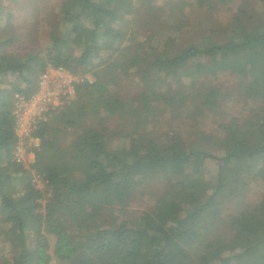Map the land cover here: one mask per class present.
Masks as SVG:
<instances>
[{
	"label": "trees",
	"instance_id": "trees-1",
	"mask_svg": "<svg viewBox=\"0 0 264 264\" xmlns=\"http://www.w3.org/2000/svg\"><path fill=\"white\" fill-rule=\"evenodd\" d=\"M156 1L151 15L165 10ZM187 1L167 3L165 13L174 18ZM192 1L210 13L236 5L225 39H182L186 15L141 35L134 0H59L47 47L5 56L17 38L0 40V264H264V195L226 210L237 176L264 182V0ZM47 68L93 82L77 83L75 100L37 127L30 168L44 196L32 173L12 162L13 110L15 95L37 93ZM224 74L235 75V90L214 83ZM113 79L141 88L136 105L111 90ZM236 99L253 106L240 126L222 136L198 132L197 146L185 141L183 119L214 118ZM165 114L176 126L156 134ZM207 162L219 165L222 195L221 186L200 185ZM151 182L163 187L149 212L129 214ZM108 211L125 220L101 224Z\"/></svg>",
	"mask_w": 264,
	"mask_h": 264
},
{
	"label": "rangeland",
	"instance_id": "rangeland-1",
	"mask_svg": "<svg viewBox=\"0 0 264 264\" xmlns=\"http://www.w3.org/2000/svg\"><path fill=\"white\" fill-rule=\"evenodd\" d=\"M60 2L59 0H0V10L4 13L3 19L0 21V40L9 36L17 38L14 41L13 46L6 49L5 56L10 54L20 56L28 51H38L47 47L49 45L50 27L57 18V9ZM152 2L153 0H134L136 14L138 15V25L135 30L141 35L145 33L157 34L160 30H165L167 24L169 27L176 25L177 21L182 18V16L186 15V24L182 31V39L195 41L204 35H211L215 40H223L225 39V31L236 12V5H233L227 8H221L216 13H210L207 12L205 8L197 7L194 2L190 0L181 7L183 11L181 10L182 12L173 18L170 14L165 13L166 10H168L166 5L168 3L169 6H173L177 4V0H157L156 6H162L165 10L164 12L163 10H160L161 12L159 14L155 13L154 15H151V12L154 10ZM251 2L253 1L251 0ZM147 18H149L150 21L145 22ZM209 29L211 30L210 32ZM6 62L7 58L2 61L3 64ZM235 78V75L224 74L218 76L214 83L222 88L235 90ZM90 79L92 80L91 77ZM110 87L111 90L117 92L118 97L124 100L126 104L131 102L136 105L138 94L142 91L141 88L135 85L132 81L125 79H113ZM189 102L190 101L185 102V106H187V116L190 117L194 111ZM251 108H253L251 103L245 104L243 100L236 99L231 103L225 104L214 118L213 116L205 115L199 117L197 120L194 119L190 121L189 118L183 119L184 127L181 130L183 132L182 135L185 138V141L190 145L197 146L198 132L207 135L212 134L222 136L224 135V131L228 130V128L240 126L244 121V117L242 116L246 115ZM159 110L161 111L160 107ZM157 120L160 124L156 129V134L167 132V130H170L173 125L176 126L166 114L161 117L158 116ZM113 122L121 124L123 128H128L129 130L137 129L135 126L133 128L131 125L129 126L127 118L121 119L120 117H114L112 123ZM220 154L221 153H219V155ZM60 158L62 161L67 160V156L65 155H61ZM33 163L34 158H30L26 167L22 168L24 170H29L33 175L34 170H31L30 168ZM218 166L219 165H214L211 162H207L203 165L204 179L201 181L202 183H200V185L206 192H213L221 186L219 192L222 195L227 184H223L222 187V182H218ZM32 182L45 196L47 189L42 178L33 175ZM162 187V183L151 182L147 190H140L142 194H138L130 203L127 209L128 213L135 214L137 212H149L155 201L154 197L159 195L162 191ZM232 191L233 192H231L232 194L230 193L229 201L226 206L227 212H231L236 208L238 198L242 199L243 197L245 202L250 204L258 202L264 195V182L248 181L246 183L243 177L237 176ZM118 218L117 213L108 211L102 216L100 222L103 225L105 224L113 227L116 222L120 221V219L122 221L125 220V217ZM47 238L49 242V253L52 254L55 240L49 235H47ZM5 252L6 249L2 248L0 250V255ZM49 264L58 263L53 259Z\"/></svg>",
	"mask_w": 264,
	"mask_h": 264
},
{
	"label": "built area",
	"instance_id": "built-area-1",
	"mask_svg": "<svg viewBox=\"0 0 264 264\" xmlns=\"http://www.w3.org/2000/svg\"><path fill=\"white\" fill-rule=\"evenodd\" d=\"M84 80L92 83L89 76H78L63 68H47L38 79V91L25 99L14 97V132L17 143L12 153V162L26 167L30 158L40 150V140L35 136L39 124L48 123L75 98V85Z\"/></svg>",
	"mask_w": 264,
	"mask_h": 264
}]
</instances>
